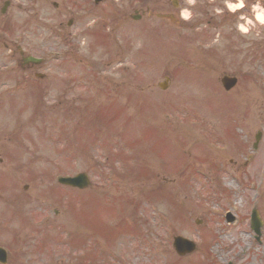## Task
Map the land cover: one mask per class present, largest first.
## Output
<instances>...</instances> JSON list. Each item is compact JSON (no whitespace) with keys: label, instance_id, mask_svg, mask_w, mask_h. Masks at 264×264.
<instances>
[{"label":"rangeland","instance_id":"1","mask_svg":"<svg viewBox=\"0 0 264 264\" xmlns=\"http://www.w3.org/2000/svg\"><path fill=\"white\" fill-rule=\"evenodd\" d=\"M227 2L240 0H147L136 22L111 19L101 5L71 28L47 10L37 41L25 44L51 56L39 65L46 77L19 96L0 89V244L9 264H264V225L259 238L250 225L255 206L264 221V25L253 6L228 27L210 22L224 20ZM241 16L255 26L242 31ZM227 37L247 51L233 54ZM224 73L239 78L229 93ZM80 172L92 180L85 190L57 182ZM176 235L196 251L177 255Z\"/></svg>","mask_w":264,"mask_h":264},{"label":"flooded vegetation","instance_id":"2","mask_svg":"<svg viewBox=\"0 0 264 264\" xmlns=\"http://www.w3.org/2000/svg\"><path fill=\"white\" fill-rule=\"evenodd\" d=\"M113 1L116 7L103 8L111 12L108 16L117 19L135 18V14L133 15L135 0ZM104 2L108 0L98 1L96 6ZM144 6L147 17V0ZM93 8L88 7V0H0V88H19L23 83H34L40 78L39 66L25 61L32 49L37 48V44L32 45L31 50L24 48V44L27 45L30 39L37 41L40 21H45L44 18L49 19L46 16L48 9L55 12V22L59 27L63 28L66 24L70 28L78 25V22L86 23L87 16L94 12ZM24 13L26 15H23ZM51 19L53 20L54 16ZM62 28L57 29V36L65 35L66 29ZM66 33L67 39L69 31ZM0 161L3 162V159Z\"/></svg>","mask_w":264,"mask_h":264},{"label":"clouds","instance_id":"3","mask_svg":"<svg viewBox=\"0 0 264 264\" xmlns=\"http://www.w3.org/2000/svg\"><path fill=\"white\" fill-rule=\"evenodd\" d=\"M227 7L229 8V10L235 12L238 8L244 7V2L243 0H240V2L236 4L227 2ZM252 12L254 14L255 21H258L261 25H264V7H261V4L257 3L256 5H253ZM181 15L185 19L188 18L186 11H182ZM240 19L246 22L245 24L239 25L240 29L244 32L248 31V27H247L248 25L253 26V27L255 26L254 21L251 18H248L246 16H241Z\"/></svg>","mask_w":264,"mask_h":264},{"label":"water","instance_id":"4","mask_svg":"<svg viewBox=\"0 0 264 264\" xmlns=\"http://www.w3.org/2000/svg\"><path fill=\"white\" fill-rule=\"evenodd\" d=\"M235 83V79H232V80H228L227 81V87L229 88L230 86H232L233 84ZM85 176L83 175V177L78 180V181H74V180H66L65 183L67 184H71V185H79V186H84L87 181H85ZM255 217H256V220H258V222L261 224V219H260V216H259V213L257 211H255ZM176 247L178 249V251L180 253H184L185 251H189L191 250L192 248V245L190 242L182 239V238H177L176 240ZM0 253H2V256L5 255V252L0 248Z\"/></svg>","mask_w":264,"mask_h":264}]
</instances>
